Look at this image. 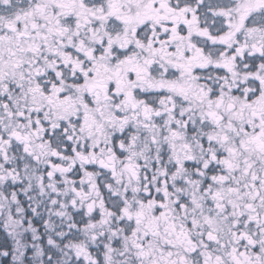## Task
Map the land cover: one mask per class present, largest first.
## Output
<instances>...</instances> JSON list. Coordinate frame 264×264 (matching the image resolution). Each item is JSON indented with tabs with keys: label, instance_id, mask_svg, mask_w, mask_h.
Masks as SVG:
<instances>
[{
	"label": "snow or ice",
	"instance_id": "1",
	"mask_svg": "<svg viewBox=\"0 0 264 264\" xmlns=\"http://www.w3.org/2000/svg\"><path fill=\"white\" fill-rule=\"evenodd\" d=\"M0 264H264V0H0Z\"/></svg>",
	"mask_w": 264,
	"mask_h": 264
}]
</instances>
